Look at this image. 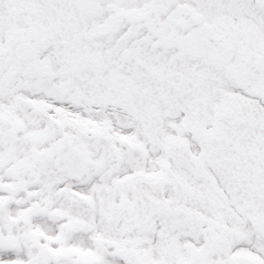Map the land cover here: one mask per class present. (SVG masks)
I'll return each instance as SVG.
<instances>
[{
	"label": "snow or ice",
	"instance_id": "1",
	"mask_svg": "<svg viewBox=\"0 0 264 264\" xmlns=\"http://www.w3.org/2000/svg\"><path fill=\"white\" fill-rule=\"evenodd\" d=\"M0 264H264V0H0Z\"/></svg>",
	"mask_w": 264,
	"mask_h": 264
}]
</instances>
